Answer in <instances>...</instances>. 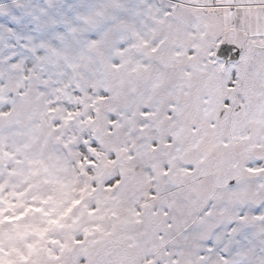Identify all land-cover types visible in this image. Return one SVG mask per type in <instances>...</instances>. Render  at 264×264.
Here are the masks:
<instances>
[{
    "label": "snow or ice",
    "instance_id": "6c2138e0",
    "mask_svg": "<svg viewBox=\"0 0 264 264\" xmlns=\"http://www.w3.org/2000/svg\"><path fill=\"white\" fill-rule=\"evenodd\" d=\"M0 264H264V0H0Z\"/></svg>",
    "mask_w": 264,
    "mask_h": 264
}]
</instances>
